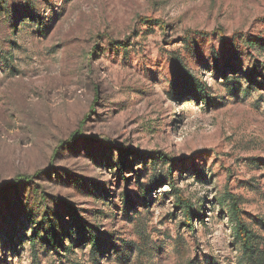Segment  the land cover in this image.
<instances>
[{
	"label": "rangeland",
	"instance_id": "obj_1",
	"mask_svg": "<svg viewBox=\"0 0 264 264\" xmlns=\"http://www.w3.org/2000/svg\"><path fill=\"white\" fill-rule=\"evenodd\" d=\"M0 264H264V0H0Z\"/></svg>",
	"mask_w": 264,
	"mask_h": 264
},
{
	"label": "trees",
	"instance_id": "obj_2",
	"mask_svg": "<svg viewBox=\"0 0 264 264\" xmlns=\"http://www.w3.org/2000/svg\"><path fill=\"white\" fill-rule=\"evenodd\" d=\"M127 151V150H125ZM234 213L236 216V219H239V211L234 205ZM190 218L186 217L185 219V225H190ZM235 235L239 238L240 243L242 244L243 248L250 249L251 248V234L248 232V230L240 223L237 224V226L234 228ZM55 243L61 241L59 238L54 239Z\"/></svg>",
	"mask_w": 264,
	"mask_h": 264
}]
</instances>
